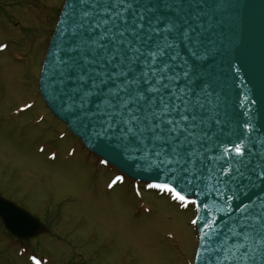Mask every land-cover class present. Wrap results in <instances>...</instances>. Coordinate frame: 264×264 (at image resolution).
<instances>
[{
	"label": "snow or ice",
	"instance_id": "snow-or-ice-1",
	"mask_svg": "<svg viewBox=\"0 0 264 264\" xmlns=\"http://www.w3.org/2000/svg\"><path fill=\"white\" fill-rule=\"evenodd\" d=\"M65 7L76 21L72 36L78 37L61 61L59 83L72 101L69 108L98 117V137L157 171L179 172L178 179L195 193L212 188L208 182L213 179L217 195L222 189L231 192V207L238 215L229 214L231 224L226 220L217 231L212 254L201 257L203 264H264V193L256 197L259 203L249 196L254 188L264 187V158L251 167V150L236 142L240 159L229 162L239 163L234 174L226 176L221 168L220 175H211L212 167L205 163L214 158L208 155L213 151L208 145L211 126L222 121L207 115L205 103L212 102L197 94L200 88L205 97L211 95L209 85L198 84L195 63H176L182 59L174 51L178 46L194 61L201 59L203 35L192 23L199 18L198 5L193 0H66ZM90 105L95 112L89 111ZM254 120L243 127L259 132ZM155 187L176 191L168 184ZM176 198L186 199L179 192ZM244 199L249 203L242 205Z\"/></svg>",
	"mask_w": 264,
	"mask_h": 264
},
{
	"label": "rangeland",
	"instance_id": "rangeland-1",
	"mask_svg": "<svg viewBox=\"0 0 264 264\" xmlns=\"http://www.w3.org/2000/svg\"><path fill=\"white\" fill-rule=\"evenodd\" d=\"M63 2L0 0V196L49 229L20 242L0 225V264H192L193 200L134 188L40 101L41 62Z\"/></svg>",
	"mask_w": 264,
	"mask_h": 264
},
{
	"label": "water",
	"instance_id": "water-1",
	"mask_svg": "<svg viewBox=\"0 0 264 264\" xmlns=\"http://www.w3.org/2000/svg\"><path fill=\"white\" fill-rule=\"evenodd\" d=\"M193 2L198 5L199 18L192 23L199 26L198 30L203 35V43L199 48L201 59L194 61L187 49L178 46L174 51L179 52L182 59H178L176 63H181L182 60L195 63L200 74L198 84L209 85L207 92L211 95L207 97L201 93L200 88L196 91L201 94L202 100H211V104L205 103L207 115L221 120L222 124L211 126L208 145L213 147V151L208 155L214 158L211 161L205 160V163H210L212 176L220 175L221 168L227 176L233 173V167L239 166V163H229L233 160L238 162L240 159L235 156L236 142H240L242 148L247 145L251 150V167L264 158V0ZM65 5L66 0L51 33L41 67L38 79L41 98L50 113L89 152L129 179L154 186L168 184L176 191L163 189L169 190L175 196L179 192L186 199L197 201L194 204L197 246L192 264H203L201 257L207 258L212 254V240L217 231L224 228L229 214L238 215L231 207L235 203L229 199L231 192L222 189L223 194L217 195L213 190L216 187L213 179L208 182L212 188L204 189L200 194L195 193L184 179H178L179 172L170 174L169 170L157 171L154 167L135 160L133 155L122 153L113 141L98 137V117L85 116L78 108H69L72 101L67 99L65 88L59 83L60 72L63 70L61 61L69 55V43L76 41L78 37L72 36L76 21ZM89 111L96 110L90 105ZM252 117L255 118L254 127L259 132L254 131L253 127H243ZM246 137L251 138V143ZM262 193L264 187L254 188L249 196L259 203L256 197ZM240 203L248 204L249 200L244 199ZM203 204L208 207L204 208ZM0 223L10 236L19 241H28L49 231L36 217L1 196ZM228 223L231 224V221L228 220Z\"/></svg>",
	"mask_w": 264,
	"mask_h": 264
}]
</instances>
